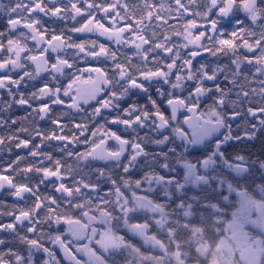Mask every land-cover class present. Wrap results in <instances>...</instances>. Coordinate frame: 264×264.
<instances>
[{
	"label": "snow or ice",
	"instance_id": "6c2138e0",
	"mask_svg": "<svg viewBox=\"0 0 264 264\" xmlns=\"http://www.w3.org/2000/svg\"><path fill=\"white\" fill-rule=\"evenodd\" d=\"M249 183L264 0H0V264H188Z\"/></svg>",
	"mask_w": 264,
	"mask_h": 264
},
{
	"label": "flooded vegetation",
	"instance_id": "af4514ba",
	"mask_svg": "<svg viewBox=\"0 0 264 264\" xmlns=\"http://www.w3.org/2000/svg\"><path fill=\"white\" fill-rule=\"evenodd\" d=\"M81 88H88L82 83ZM208 233L212 239L215 233ZM219 241L210 250L193 247L188 264H262L264 262V192L249 183L231 202L230 211L221 225ZM83 259V257H81Z\"/></svg>",
	"mask_w": 264,
	"mask_h": 264
}]
</instances>
